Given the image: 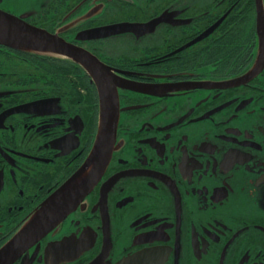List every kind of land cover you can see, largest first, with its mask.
I'll return each instance as SVG.
<instances>
[{
  "label": "flooded vegetation",
  "instance_id": "1",
  "mask_svg": "<svg viewBox=\"0 0 264 264\" xmlns=\"http://www.w3.org/2000/svg\"><path fill=\"white\" fill-rule=\"evenodd\" d=\"M4 13L50 47L0 36V264H264V0Z\"/></svg>",
  "mask_w": 264,
  "mask_h": 264
},
{
  "label": "water",
  "instance_id": "2",
  "mask_svg": "<svg viewBox=\"0 0 264 264\" xmlns=\"http://www.w3.org/2000/svg\"><path fill=\"white\" fill-rule=\"evenodd\" d=\"M2 35L8 37L12 44L41 49H49L50 47V42L46 40V36L40 30L34 29L16 17L5 13L0 14V36ZM107 136L108 131H101L99 140H97L93 148L92 158L97 156L98 146L101 143H107ZM102 168L103 166H100V168L95 166L88 172V174H86L87 171L81 170L71 179V181L80 182L79 190L83 193L87 190L95 177H97L99 172H101Z\"/></svg>",
  "mask_w": 264,
  "mask_h": 264
}]
</instances>
